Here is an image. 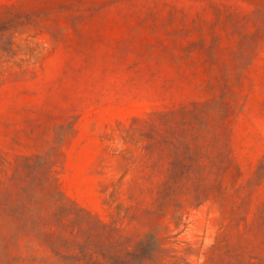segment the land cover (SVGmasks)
<instances>
[{
  "label": "rangeland",
  "instance_id": "obj_1",
  "mask_svg": "<svg viewBox=\"0 0 264 264\" xmlns=\"http://www.w3.org/2000/svg\"><path fill=\"white\" fill-rule=\"evenodd\" d=\"M99 263L264 264V0H0V264Z\"/></svg>",
  "mask_w": 264,
  "mask_h": 264
},
{
  "label": "trees",
  "instance_id": "obj_2",
  "mask_svg": "<svg viewBox=\"0 0 264 264\" xmlns=\"http://www.w3.org/2000/svg\"><path fill=\"white\" fill-rule=\"evenodd\" d=\"M156 243V238L153 235H149L138 243L134 251H127V254H143L146 253L147 250H151V253H153V251L158 247V244L156 245Z\"/></svg>",
  "mask_w": 264,
  "mask_h": 264
}]
</instances>
